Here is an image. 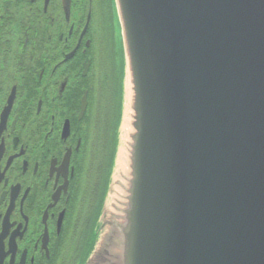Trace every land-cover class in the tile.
<instances>
[{"label":"water","instance_id":"95a60500","mask_svg":"<svg viewBox=\"0 0 264 264\" xmlns=\"http://www.w3.org/2000/svg\"><path fill=\"white\" fill-rule=\"evenodd\" d=\"M114 4L124 183L121 118L76 264H264V0Z\"/></svg>","mask_w":264,"mask_h":264},{"label":"flooded vegetation","instance_id":"af4514ba","mask_svg":"<svg viewBox=\"0 0 264 264\" xmlns=\"http://www.w3.org/2000/svg\"><path fill=\"white\" fill-rule=\"evenodd\" d=\"M114 0H0V264H76L104 179Z\"/></svg>","mask_w":264,"mask_h":264},{"label":"rangeland","instance_id":"374dc122","mask_svg":"<svg viewBox=\"0 0 264 264\" xmlns=\"http://www.w3.org/2000/svg\"><path fill=\"white\" fill-rule=\"evenodd\" d=\"M116 67L113 68L112 64L109 62L108 63V71L111 73L110 75V83H109V102L107 105V120L105 123V139H104V152L103 156L101 157V172H102V177L105 180L101 192V196L103 198L104 193H108L109 189V182L106 181L107 178L109 177L110 172L112 171V166H110L109 160L112 155L115 154L118 150V127L122 118V108H123V94L122 92L120 93L121 89V83L120 86L118 87L119 80L121 82V77L120 75V59L116 58L115 61ZM107 182V183H106ZM112 182V180H111ZM106 184V185H105ZM112 185V184H111ZM103 193V195H102ZM100 196V197H101ZM100 197L99 199H92L91 201V208L88 215H95L96 216V210L98 211V208L100 206ZM90 221V227L89 231L87 233V236L89 237L90 231L92 229L93 231V222L94 218ZM80 254L76 256V261L78 260Z\"/></svg>","mask_w":264,"mask_h":264},{"label":"bare ground","instance_id":"6f19581e","mask_svg":"<svg viewBox=\"0 0 264 264\" xmlns=\"http://www.w3.org/2000/svg\"><path fill=\"white\" fill-rule=\"evenodd\" d=\"M128 109L126 110V117L125 115L122 118L121 122V127H120V142L123 147L120 146L116 158V166L114 170V175H113V182L114 183H121L123 184V176L125 175L124 173V168L126 167V139H127V133L129 131V124H128ZM122 195V191L120 188H116V190H112L111 195H110V200L113 202L118 201L120 199V196Z\"/></svg>","mask_w":264,"mask_h":264},{"label":"trees","instance_id":"16d2710c","mask_svg":"<svg viewBox=\"0 0 264 264\" xmlns=\"http://www.w3.org/2000/svg\"><path fill=\"white\" fill-rule=\"evenodd\" d=\"M109 163H110V160H109ZM86 255H87V253L85 254V252H81V254H80V256H79V258H78V263L80 262H82V261H84L85 260V258H86Z\"/></svg>","mask_w":264,"mask_h":264}]
</instances>
